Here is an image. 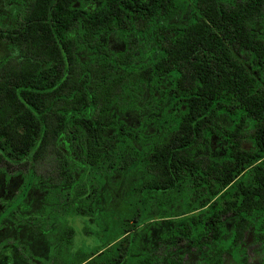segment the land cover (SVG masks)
<instances>
[{"label":"trees","instance_id":"obj_1","mask_svg":"<svg viewBox=\"0 0 264 264\" xmlns=\"http://www.w3.org/2000/svg\"><path fill=\"white\" fill-rule=\"evenodd\" d=\"M18 3L0 22V176L27 178L0 209V264H183L182 244L249 264L246 233L264 245V0ZM51 148L54 180L33 168Z\"/></svg>","mask_w":264,"mask_h":264},{"label":"rangeland","instance_id":"obj_2","mask_svg":"<svg viewBox=\"0 0 264 264\" xmlns=\"http://www.w3.org/2000/svg\"><path fill=\"white\" fill-rule=\"evenodd\" d=\"M19 0H0V22L1 25H8L10 23V17L11 13L14 12V10L18 7ZM180 13L177 12V14L174 16L173 20L175 19L176 21H182L183 18H180ZM185 15V14H184ZM186 16V15H185ZM12 17V16H11ZM112 37V36H111ZM110 37V45L111 47L115 48H122L121 43L117 41L115 38ZM8 55L7 48L4 44H0V63L6 58ZM215 146L214 147H219L216 140L213 141ZM251 144L249 142H245L243 146L245 148L249 147ZM53 150L52 148L49 150V153L42 159L40 162L34 164L33 168L36 172L37 176H43L46 178H53L56 179V162L53 159ZM36 176V177H37ZM27 178L26 174H20V175H15L13 173H10L9 175H1L0 176V209L3 207V204L11 199H13L21 190L24 189V182ZM49 190V189H47ZM44 194L40 189H36L31 193L29 199H28V206L26 209L28 210V213L31 215H35L38 210L43 211L44 207L40 204V201L43 200ZM38 215V213H37ZM229 226H231L230 223H228ZM14 227H12L11 230H13ZM90 229V228H89ZM20 234L19 236L22 237L21 244L23 246H27L30 244H33L32 247L36 248V245L39 244V241L37 240L36 235L33 234L31 235V240L25 235L24 236V229L19 228ZM42 231V230H41ZM7 231H2L0 239H4L6 236L5 234ZM11 237V238H10ZM8 237V242L11 245H13L14 238L12 236ZM35 237V238H34ZM25 240V244H24ZM29 240V241H28ZM2 241V240H1ZM45 243V242H44ZM41 244V243H40ZM39 244V245H40ZM245 245L248 250V258L250 261V264H264V245L260 242L254 241L253 238V231L250 232V234L247 236V240L245 242ZM5 246V245H4ZM52 247V246H51ZM49 247V248H51ZM28 248V246H27ZM52 250V248L50 249ZM177 252L181 253V255L184 256V264H202V258L204 256L203 251H198L189 245L182 244L179 246L177 249ZM8 252V247L6 248L5 252ZM37 251V250H35ZM15 250H10L9 253H11L12 256L17 255L18 253H14ZM38 254H42L41 251ZM159 256H161V253H158ZM12 264V262H10ZM226 264H231L230 262H227Z\"/></svg>","mask_w":264,"mask_h":264},{"label":"flooded vegetation","instance_id":"obj_3","mask_svg":"<svg viewBox=\"0 0 264 264\" xmlns=\"http://www.w3.org/2000/svg\"><path fill=\"white\" fill-rule=\"evenodd\" d=\"M180 13V12H179ZM112 38V37H111ZM110 37H108L107 39H106V42L108 43V44H110ZM121 45H122V47H123V44L121 43ZM110 47H111V45H110ZM113 48H115V47H113ZM115 49H118V48H115ZM214 140H216L217 141V143L216 144H218L219 145V147H217V148H220L219 150L220 151H222L221 150V148H222V146H221V142H220V140L218 139V138H216V137H213L212 138V144H213V149L214 150H216L217 148L216 147H214L215 146V144H214ZM253 230H251V231H249V232H247L246 233V236H245V242H246V240H247V236L250 234V232H252ZM253 238H254V236H253ZM255 241V240H254ZM188 246V245H187ZM246 246V245H245ZM193 248V247H192ZM195 249V248H194ZM196 250H198V251H203L204 252V256H203V258H202V264H205L204 263V261H205V258H206V256H207V253H206V250L205 249H196ZM246 252H247V256H248V250H247V247H246ZM172 253L173 254H177V255H180V256H182V262H183V264H184V256L183 255H181V253H179V252H177V250H174V251H172ZM227 262H230L231 264H236L230 257H227L226 256V258H225V260L223 261V263L222 264H226ZM248 263L250 264V261H249V258H248Z\"/></svg>","mask_w":264,"mask_h":264}]
</instances>
